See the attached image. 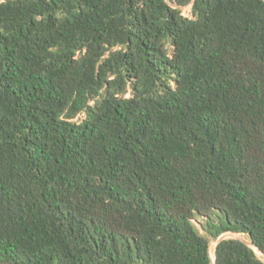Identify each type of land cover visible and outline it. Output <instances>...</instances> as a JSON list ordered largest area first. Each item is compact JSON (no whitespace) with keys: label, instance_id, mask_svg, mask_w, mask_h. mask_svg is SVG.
<instances>
[{"label":"trees","instance_id":"1","mask_svg":"<svg viewBox=\"0 0 264 264\" xmlns=\"http://www.w3.org/2000/svg\"><path fill=\"white\" fill-rule=\"evenodd\" d=\"M258 252L264 0H0V264Z\"/></svg>","mask_w":264,"mask_h":264},{"label":"rangeland","instance_id":"2","mask_svg":"<svg viewBox=\"0 0 264 264\" xmlns=\"http://www.w3.org/2000/svg\"><path fill=\"white\" fill-rule=\"evenodd\" d=\"M191 9H192V5L189 6V7H186V8H182L183 12H184V15L185 16H191ZM204 232V231H203ZM223 237L225 238H235V239H241L245 242H249L247 236L245 235H241V234H234V233H229V234H226L224 235ZM250 243V242H249ZM216 245H217V241H214V240H211V243H210V248L211 250L215 253V249H216ZM258 255L260 257V259L262 261H264V255H262L261 253L258 252ZM215 259V257H214Z\"/></svg>","mask_w":264,"mask_h":264},{"label":"water","instance_id":"3","mask_svg":"<svg viewBox=\"0 0 264 264\" xmlns=\"http://www.w3.org/2000/svg\"><path fill=\"white\" fill-rule=\"evenodd\" d=\"M222 239H225V237H222L220 240H222ZM218 243V242H217ZM247 244H249L251 247H254V245L253 244H251V243H249V242H246Z\"/></svg>","mask_w":264,"mask_h":264},{"label":"bare ground","instance_id":"4","mask_svg":"<svg viewBox=\"0 0 264 264\" xmlns=\"http://www.w3.org/2000/svg\"><path fill=\"white\" fill-rule=\"evenodd\" d=\"M216 253V252H215ZM215 253L211 250V256H212V259L214 260V257H215Z\"/></svg>","mask_w":264,"mask_h":264}]
</instances>
